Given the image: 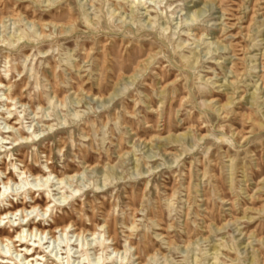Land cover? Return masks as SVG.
<instances>
[{
	"label": "rangeland",
	"instance_id": "obj_1",
	"mask_svg": "<svg viewBox=\"0 0 264 264\" xmlns=\"http://www.w3.org/2000/svg\"><path fill=\"white\" fill-rule=\"evenodd\" d=\"M2 39L0 170L54 186L0 193L74 225L40 264H264V0H0Z\"/></svg>",
	"mask_w": 264,
	"mask_h": 264
},
{
	"label": "bare ground",
	"instance_id": "obj_2",
	"mask_svg": "<svg viewBox=\"0 0 264 264\" xmlns=\"http://www.w3.org/2000/svg\"><path fill=\"white\" fill-rule=\"evenodd\" d=\"M169 7V6H168ZM3 19V18H2ZM150 23V22H149ZM152 25V24H151ZM165 31V30H164ZM61 32V30L59 31ZM42 32H40V35L41 36H44L43 34H41ZM26 36V35H25ZM0 42H5L3 39L0 40ZM4 44V43H3ZM88 54V53H87ZM1 83V82H0ZM1 85V84H0ZM4 86V85H3ZM2 86V87H3ZM6 96H5V103L4 106L6 107V110L8 112V114L11 113V110L9 109L10 107V104H8V101H14L15 98H13L11 96V93H5ZM1 99V98H0ZM4 101V100H3ZM10 103V102H9ZM12 107V106H11ZM6 112V111H5ZM50 127V126H49ZM8 128H11V129H14L13 126L11 125H8ZM48 128V127H47ZM49 129V128H48ZM11 131H7L5 133L9 134ZM15 132H16V129H15ZM4 133V132H3ZM18 133V139H22V140H29V139H33L32 137L35 136V132L33 131L30 135V136H23L24 135V132H21V131H17ZM36 137V136H35ZM243 138V137H242ZM1 139H4L3 137H1ZM0 139V140H1ZM8 141V140H7ZM17 141V139H12V142L15 143ZM4 142V141H3ZM4 144H7V143H4ZM5 150V149H4ZM3 150V152H5ZM8 153L5 152V155H7ZM10 162V161H9ZM46 162V161H45ZM13 165V164H12ZM15 165V164H14ZM45 165V164H44ZM13 176L11 175L10 176V172H7L5 173L4 171H1L0 170V174H3V177L1 176L0 177V184H2L5 188H8L10 182H13V183H16L14 182V174L16 175L17 178L19 179H24L26 178V176L28 175L29 177H33L34 180L36 179H39L40 181H42L41 184H46L44 186H47V183L49 182L50 178L52 179V176L53 174L50 172V170L48 169V167L45 165L43 169H41V173H36V174H31V172L29 171L28 168H26L25 166L22 167V169L20 168H15L13 166ZM75 174V173H74ZM73 176V175H71ZM55 178V176H54ZM64 180V179H63ZM62 179L60 178H57V183H62L63 181ZM25 183V182H24ZM28 184V183H26ZM18 185V184H17ZM54 185H49L47 187H53ZM28 187V186H27ZM35 187V186H33ZM43 187V186H42ZM57 188V187H56ZM47 189V188H46ZM50 189V188H49ZM25 190V189H24ZM39 191L40 189H33L31 187H28L27 188V191H25L23 194L24 195H30V191ZM8 191V190H7ZM53 190L51 189V191H49L47 189V195L46 197H48L49 199L53 198L51 192ZM76 192V190H75ZM5 194V192L3 193H0V195L3 197ZM45 197V198H46ZM259 197V196H258ZM5 198H8V195H5V197H3L1 199L0 202H6V204L8 205L7 208H4V209H0V245H3L5 244V246L8 247V253L9 255L11 256L12 253H16L15 256L12 258H8L6 256L2 257L0 256V264H33V262L35 264H40L41 261L43 262H46V256H45V248L43 247V243L41 245V241L43 238H46L48 236L49 239L53 240V241H56V236L55 234L56 233H60V236L63 235L66 231H68L69 229H71L74 225L70 222L66 225H62V226H55L54 228L52 229H46L44 228L41 223H40V220L42 219H39L38 221H36L35 223L33 222L32 223V226L31 228L29 227V223H30V220L34 219L35 217H41V216H46L48 215V217L50 216V213L51 211L53 210L52 207L56 206L54 204H52V200H49L48 202H46L43 207L40 206L39 204L35 203V201H31V204L27 207L26 204L27 202L24 201L25 199L21 200L20 202V206H13L12 204L9 203V200L8 199H5ZM65 196H61L59 199H64L65 200ZM32 199V198H31ZM56 199V198H55ZM54 199V200H55ZM48 200V199H47ZM53 200V201H54ZM58 200V199H57ZM29 209V210H27ZM36 211V215L34 217H32L31 219L29 220H26L28 216H30L33 212ZM16 212H20V218H21V222H18L15 226V231H14V234L15 236H11L7 231H5V229H3V227H1L2 225L5 226L6 224H9L11 222V216H14L16 215ZM28 212V214L26 213ZM26 213V214H24ZM40 213V214H39ZM47 217V218H48ZM50 218V217H49ZM26 220V222L23 223V221ZM10 227V226H9ZM80 229V228H79ZM75 230V228L73 229ZM25 232V234H24ZM69 233V232H67ZM84 233V231H79V232H74L73 235H75L76 237L78 236H82ZM96 234H99V236L103 237L104 234H100V233H97L95 231L93 232H90L89 235L90 236H95ZM27 237H33V241H32V244H28V242L31 240H26ZM37 239V240H36ZM98 239V238H97ZM104 240H106L104 238ZM103 240V241H104ZM16 243H19L18 245H15ZM69 244L66 243L65 245V249H66V252H64L66 254V261L65 263L68 264L70 263L69 262V250H67ZM99 246L104 249V248H109V246H105V244L103 242H99ZM16 247L20 248L21 250H16ZM48 247V246H46ZM64 248V247H63ZM11 249L13 250L12 252ZM21 251H24V254L21 255V258L18 259V253L21 252ZM113 252H116L117 250H115L114 248L112 249ZM51 252V251H50ZM80 252V251H79ZM1 253V252H0ZM48 253V252H47ZM84 254L86 255L87 252L85 251ZM82 256V255H81ZM55 260L57 257H55ZM58 259V258H57ZM62 259V258H61ZM122 259V258H121ZM59 262V261H57ZM51 264H56L54 262H50ZM59 264H64V262L60 261Z\"/></svg>",
	"mask_w": 264,
	"mask_h": 264
}]
</instances>
